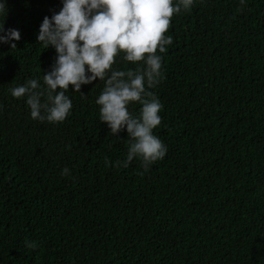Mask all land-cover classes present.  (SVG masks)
Returning a JSON list of instances; mask_svg holds the SVG:
<instances>
[{"label": "trees", "instance_id": "obj_1", "mask_svg": "<svg viewBox=\"0 0 264 264\" xmlns=\"http://www.w3.org/2000/svg\"><path fill=\"white\" fill-rule=\"evenodd\" d=\"M7 7L0 26L21 39L0 44V264H264V0H194L173 15L148 89L167 152L147 170L117 163L128 136L100 122L99 78L69 87L63 122L32 119L11 95L28 79L44 86L56 52L36 37L62 0ZM123 55L114 68L143 64Z\"/></svg>", "mask_w": 264, "mask_h": 264}, {"label": "clouds", "instance_id": "obj_2", "mask_svg": "<svg viewBox=\"0 0 264 264\" xmlns=\"http://www.w3.org/2000/svg\"><path fill=\"white\" fill-rule=\"evenodd\" d=\"M239 2L243 5L246 0ZM193 4L194 0H62L58 12L43 18L36 37L45 49L56 52L51 70L43 74L44 86L37 79H28L9 91L15 98H27L32 119L63 122L73 107L65 94L69 87L81 92L82 85L99 78L104 82L95 101L100 106L99 120L114 137L119 138L124 130L128 136L126 159L117 163L126 168L138 158L147 170L167 152L154 134L161 124L163 105L148 91L162 79L163 57L157 49L166 52L165 46L172 44V37L165 35L171 18ZM4 12H8L7 0H0V14ZM20 39L18 29L0 26V44L15 48ZM121 52L123 60L143 64L135 70L114 68ZM133 102L141 105L139 115L129 110ZM69 171L65 167L61 174Z\"/></svg>", "mask_w": 264, "mask_h": 264}]
</instances>
